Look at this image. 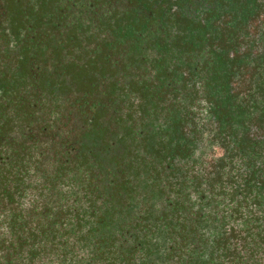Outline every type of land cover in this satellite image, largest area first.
I'll return each mask as SVG.
<instances>
[{
  "label": "flooded vegetation",
  "instance_id": "1",
  "mask_svg": "<svg viewBox=\"0 0 264 264\" xmlns=\"http://www.w3.org/2000/svg\"><path fill=\"white\" fill-rule=\"evenodd\" d=\"M233 145L234 166L264 155V0H0V234L17 243L21 209L25 230L56 237L0 264H92L105 238L100 264L151 254L179 233L140 217L147 191L186 186L187 219L208 229L196 200Z\"/></svg>",
  "mask_w": 264,
  "mask_h": 264
},
{
  "label": "trees",
  "instance_id": "2",
  "mask_svg": "<svg viewBox=\"0 0 264 264\" xmlns=\"http://www.w3.org/2000/svg\"><path fill=\"white\" fill-rule=\"evenodd\" d=\"M119 141L123 142L122 140ZM94 145L95 142L93 143V146ZM125 146L130 145L125 143ZM231 149L234 152L238 147L233 145ZM236 153L237 152H234V154L228 155V163L230 162L229 164H231V166L228 169H224V171L221 170L218 177L219 182L216 185H212L210 189L206 187L204 190V192L209 190L210 192L208 194L211 195L210 197L212 198V195H216L217 193L215 190L217 185L223 184L227 187L226 183H228L229 180H231L232 183H236V188L234 190H224L222 195V198L225 200L224 205L217 213L213 215L211 211L204 212L203 216H201V219L205 223V228L208 227L211 231L210 235H214L213 239H203L202 235L199 236V238L204 241L208 240V243L211 245L210 252H207L206 255L191 256L184 261L183 264H224L223 261H219L220 256L222 259H227L229 264H262L260 259L262 253H264V155L255 154L254 152L250 164L252 166L242 167V165H245V161L243 163L241 162L239 166H234V161L232 160L235 157L243 159L246 153L242 156ZM257 157L262 160L258 161ZM31 158L35 159L36 154L35 156L31 155ZM248 161L249 159H247V162ZM62 162L64 163L65 161L62 160L61 163ZM222 162V167H224V160H222ZM97 165L99 166L98 163ZM246 170H250V172L248 171L246 173ZM61 172L63 173V171ZM206 193L207 192L204 194L207 198ZM28 218L27 216L22 217L21 209H18V213H14L11 222H8V224L12 223L8 225L11 233L17 236V243L15 245L6 238V232L2 231V235L0 234V243H2L0 244V253L5 252V254L2 255L4 260H7L9 256L19 261L22 260L25 255L23 253V245H27L30 248V251L26 255L29 256L30 254L32 256L35 255L37 246H39L42 251H46L47 245L54 244L56 237L40 236L34 233L33 229H37L39 225L34 228L30 225L29 229L25 230L24 227L28 222ZM33 221L38 223V219ZM31 222L32 221H30V224ZM210 223L212 224L210 225ZM230 223L235 224V226L230 225ZM198 229L201 230L204 228L199 226ZM229 229L230 232L228 234L227 232ZM18 232H20V235H18ZM235 232L244 233L245 242L241 250H234V248H237L238 244L232 246V243L229 242L230 235L238 238L237 235L234 234ZM115 238L116 241L121 239V237ZM106 241L107 238L97 241V246L93 251L94 256L92 257V264H100L98 257H101V253L103 252L101 250L99 251L101 244L98 243H105ZM213 243H216V245H213ZM245 244L250 248L246 249L244 247ZM5 249L9 250L5 251ZM10 250L13 251L12 254H10ZM159 257L161 256L159 255ZM121 258L124 259L122 255ZM164 260H166V258Z\"/></svg>",
  "mask_w": 264,
  "mask_h": 264
},
{
  "label": "rangeland",
  "instance_id": "3",
  "mask_svg": "<svg viewBox=\"0 0 264 264\" xmlns=\"http://www.w3.org/2000/svg\"><path fill=\"white\" fill-rule=\"evenodd\" d=\"M121 152V150H120ZM120 157V155H119ZM121 160H123V163H127V157L124 155H121ZM147 163L150 162V160H146ZM204 182H200L197 184L196 187L191 188H198L202 192L205 188ZM227 187L223 184L217 185L215 187L216 195H212V198L210 197L207 192V202H202L201 200H196L194 197L193 199L196 200V209L200 212V209L203 212H210L214 215L215 213L220 210L224 205V199L222 198L223 192L225 189H230L231 191L236 188V183H232L231 180L228 181ZM185 188L183 190L181 189L179 192L170 193V196L176 197L171 200H164L163 195L168 196L167 194H162L160 197L156 198L153 197L154 195H151L148 191L145 194V205L140 210V217H143V215L148 214L152 210L154 211V215L152 218L154 219L155 216V210L157 212H161L163 215L165 213L169 216V219L166 221V226L164 228L165 231L170 232H176L179 234H170L168 237H163L160 234V237L158 239L159 245L158 248L151 254L145 255L141 252V257H135L132 259H125V262L123 264H183L184 261L189 259L191 256H200V255H206L207 252H210L211 245L208 243V240H202L199 238L200 235H203L202 233H209L210 230L208 229H198L200 225H198L196 222H192L191 220L187 219L189 217V214L187 213L189 210L185 209L182 205V201H187L191 204V197H187L185 195ZM210 189V188H209ZM168 196V197H170ZM187 197V198H186ZM210 199V200H209ZM172 202H174L176 205H179L181 209L179 211L174 210V205L169 209L168 213V207L171 206ZM116 211H122L125 209L124 205L122 204H116L113 207ZM160 209V210H159ZM185 213V214H184ZM150 221V219H148ZM162 224L164 221H161ZM188 226H187V225ZM128 226V223H127ZM183 226L186 227V229H178L182 228ZM145 232V231H144ZM157 233H159L157 231ZM157 236V234H156ZM211 236V235H210ZM209 236V238H210ZM124 236L121 240H123ZM154 233H144V238L146 241L149 239H153ZM184 237V238H182ZM204 239V236H202ZM161 247V251H160ZM83 254H86L85 252H82ZM167 254L168 260L164 261L161 257H158L159 254ZM154 255V256H153ZM219 261H223L224 264H229L227 259H222L220 256ZM232 264V263H231Z\"/></svg>",
  "mask_w": 264,
  "mask_h": 264
}]
</instances>
